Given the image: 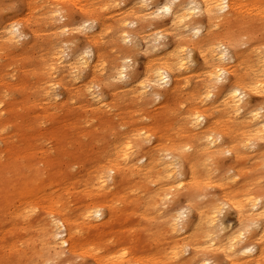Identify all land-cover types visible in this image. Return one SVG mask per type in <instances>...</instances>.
I'll list each match as a JSON object with an SVG mask.
<instances>
[{
  "label": "clouds",
  "instance_id": "9594fccd",
  "mask_svg": "<svg viewBox=\"0 0 264 264\" xmlns=\"http://www.w3.org/2000/svg\"><path fill=\"white\" fill-rule=\"evenodd\" d=\"M138 256L264 264V0H0V264Z\"/></svg>",
  "mask_w": 264,
  "mask_h": 264
},
{
  "label": "bare ground",
  "instance_id": "6f19581e",
  "mask_svg": "<svg viewBox=\"0 0 264 264\" xmlns=\"http://www.w3.org/2000/svg\"><path fill=\"white\" fill-rule=\"evenodd\" d=\"M11 111L13 113V117L14 118H17L19 116V114L16 112L15 109H12ZM20 118L26 119V117H20ZM52 134H54V135L59 134V130H54V132ZM22 139H23V143L21 144V146L17 150L19 152V154H20V158H32V157H35L37 154L30 151L31 137L23 136ZM135 259L140 261L141 264H142V262L144 260L148 259V258L144 257V256H138ZM120 264H124L123 259H121Z\"/></svg>",
  "mask_w": 264,
  "mask_h": 264
}]
</instances>
